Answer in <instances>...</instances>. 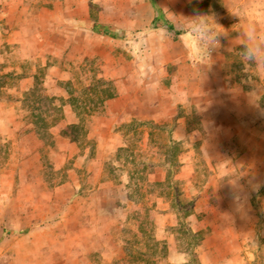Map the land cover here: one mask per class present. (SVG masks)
Returning <instances> with one entry per match:
<instances>
[{
  "label": "rangeland",
  "instance_id": "rangeland-1",
  "mask_svg": "<svg viewBox=\"0 0 264 264\" xmlns=\"http://www.w3.org/2000/svg\"><path fill=\"white\" fill-rule=\"evenodd\" d=\"M160 3L92 0V12L105 13L109 6L115 13L149 14ZM206 12L214 13L229 35L218 38L221 46L212 52V61L195 60L211 64L205 67L225 79L230 91L218 82L199 81L215 85L219 95L198 100L208 102L205 115L190 100L179 104L176 116L167 112L157 124L141 118L123 122L118 129L127 146L118 151L106 144L114 136L102 128L109 117L106 102L101 104L104 89L115 87L116 96L135 90L142 99L148 90L155 91L157 75L147 67H106L101 56L77 62L71 53L65 68L38 69L34 88L13 108L17 114L3 116L0 126V264H28L35 253L72 255L57 259L60 264H76L80 254L87 264H107L106 255L112 254V264H264V92L257 88L256 73L245 71L232 52L240 47L235 38L247 22L264 32V7L261 19L241 18L238 11L224 10L220 0H213ZM98 30L121 37L111 27ZM137 34L132 31L126 38L133 43L140 40ZM133 50L128 54L132 61L140 55ZM169 72L162 86L171 88L177 67L171 65ZM9 78L0 80L8 86L1 99L11 97L16 77ZM99 79L111 81V88L99 85ZM179 91L176 86L174 92ZM78 112L83 123L74 131L68 127L77 126ZM181 124L187 129L172 137L171 129ZM176 173H196L194 186L171 178ZM217 173L241 176L242 194L216 195L214 185L224 180L208 177ZM164 174L165 181H154ZM80 202L87 227L82 236L75 235V221L66 216L65 238L56 223L64 221L67 205ZM46 224L50 229L44 231ZM51 231L60 233L59 243H51ZM76 236L82 237L78 246Z\"/></svg>",
  "mask_w": 264,
  "mask_h": 264
},
{
  "label": "crops",
  "instance_id": "crops-1",
  "mask_svg": "<svg viewBox=\"0 0 264 264\" xmlns=\"http://www.w3.org/2000/svg\"><path fill=\"white\" fill-rule=\"evenodd\" d=\"M212 1L162 0L158 10L149 14L141 11L115 13L107 6L105 13L94 15L92 0H0V80L4 77H16V82L10 84L9 100L1 99L2 90L7 89L8 86L0 83V126L3 116L17 114L13 112V108L19 105L23 93L34 88L38 69L41 67L65 68L70 60L66 56L70 53L74 54L77 62L84 61L85 58L101 56L107 61L104 65L106 67L120 69L134 66L147 67L151 75L158 77L153 85L155 91L148 90V95L142 99L137 98L135 90H124L106 101V113L109 117L102 128L114 136L108 138L106 144L108 143V146L116 150L127 146L124 137L120 135L123 131L118 129L123 122L141 118L157 124L167 112H170L171 116H176L179 104L190 100L194 101L202 115H205L210 110L208 102L199 104L198 100H204V96L208 100L209 97L218 99L219 95L215 85L200 84L207 80V82H215L216 85L218 82L217 86L222 87L224 92L230 89L225 79L217 77L211 69L205 67L207 64L204 61L195 60L198 55L192 34L184 29V17L205 13L206 7L212 8ZM220 2L224 10L238 11L241 18L245 16L248 19H261L258 14L263 13L264 0H220ZM154 23L157 26L147 31V28ZM101 26L111 27L112 32H119L121 37L114 39L111 35L103 36L98 30ZM132 31L138 33L140 40L132 43L126 38ZM103 43L111 44V46L102 47ZM132 47L133 51L140 52L139 58L133 61L128 55ZM54 59L58 62H53ZM131 61L134 62L133 66ZM171 65L177 67V73L174 74L176 82L168 88L162 85L164 78L170 76ZM182 69H187L190 73L187 75ZM179 84L182 85L181 89L178 87ZM176 86L179 92H174ZM137 99L138 102H136ZM7 104L10 109L6 107ZM203 127L204 130L211 131L210 125L204 124ZM186 129L185 124L176 125L174 129H171L172 137L177 138L179 131ZM149 138L148 131L144 140L148 141ZM176 162L183 164L189 161L177 159ZM196 176V173H176L171 178L186 179L189 181L188 185L194 186L193 181ZM166 179L167 175L164 174L154 181L161 182ZM208 179L224 180L218 184V187L214 185L216 195H219V192L225 197H236L242 194L241 176L235 175L230 178L225 173H217L210 174ZM65 210L64 221H58L57 228L63 230V236L66 238V216L71 217L75 221V235L80 233L82 236L87 227L81 220L83 202L76 207L67 205ZM41 228H45L44 231L47 230L46 228L50 229L47 224ZM51 233V243H59L60 233L55 234L54 231ZM79 238L77 240V236L75 237L77 246L82 237ZM66 241L67 239L63 240V242ZM71 256L68 253H63L61 257L55 254L48 256L35 253L28 264H39L41 261L44 264H60L57 259H71ZM106 258L107 264H112L115 257L112 254L106 255ZM75 260L81 261L76 264L85 263L81 254L79 257L76 255ZM90 264L93 262L90 261Z\"/></svg>",
  "mask_w": 264,
  "mask_h": 264
},
{
  "label": "clouds",
  "instance_id": "clouds-1",
  "mask_svg": "<svg viewBox=\"0 0 264 264\" xmlns=\"http://www.w3.org/2000/svg\"><path fill=\"white\" fill-rule=\"evenodd\" d=\"M184 29L192 34L196 53L204 60L212 61V52L220 48L219 37L228 36L216 19L214 13H198L191 17H184ZM235 39L241 42L238 49H232L233 54L239 57L248 73L255 72L259 83L258 90L264 92V32L254 22H247ZM211 65V64H210ZM207 65V66H210ZM252 95H256L253 92Z\"/></svg>",
  "mask_w": 264,
  "mask_h": 264
},
{
  "label": "trees",
  "instance_id": "trees-1",
  "mask_svg": "<svg viewBox=\"0 0 264 264\" xmlns=\"http://www.w3.org/2000/svg\"><path fill=\"white\" fill-rule=\"evenodd\" d=\"M170 28H172V27H170ZM97 83H99V85H107V87L109 86L110 88H111V84H112V82L111 81H109V80H106V79H99L98 81H97ZM103 92H106L107 94H106V96L104 97V98H102L101 99V104L103 105L107 100H109V99H112V98H114L115 96H116V89H115V87H113L112 86V88L111 89H109V88H107V89H104V91ZM73 105V104H72ZM73 106H76V108H77V105H73ZM263 107H264V105H262ZM77 114V117L79 118V123L77 124V126H75V125H73V126H71V127H68L69 129L71 128L72 130L74 129V131L78 128V126H80L81 125V123H83V118L81 117L82 115L78 112V113H76ZM92 115V113H88V116H91ZM75 139V138H74Z\"/></svg>",
  "mask_w": 264,
  "mask_h": 264
}]
</instances>
